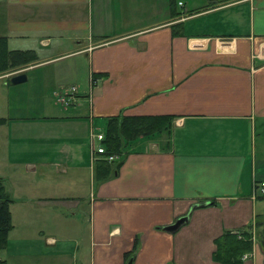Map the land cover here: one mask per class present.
I'll return each instance as SVG.
<instances>
[{"label": "crops", "instance_id": "1", "mask_svg": "<svg viewBox=\"0 0 264 264\" xmlns=\"http://www.w3.org/2000/svg\"><path fill=\"white\" fill-rule=\"evenodd\" d=\"M0 37L35 55L0 73L4 85L64 59L88 77L28 134L0 115L3 160L28 177L15 187V170L0 172L9 231L18 205L22 235L49 248L37 264H220L211 255L225 231L250 237L239 264H264V196L253 195L264 181V0H0ZM124 115L172 118L111 160L91 152L90 134Z\"/></svg>", "mask_w": 264, "mask_h": 264}, {"label": "rangeland", "instance_id": "2", "mask_svg": "<svg viewBox=\"0 0 264 264\" xmlns=\"http://www.w3.org/2000/svg\"><path fill=\"white\" fill-rule=\"evenodd\" d=\"M74 60L64 59L43 65L40 67L39 72H37L39 74L37 80L29 75L26 81L14 86L3 84V81L6 82L8 77L5 78L4 76L3 78H0V115H7V117L11 119L4 120V122L8 124L10 123L8 129L11 131L12 135L15 134V136H17L23 135V133L28 134L32 132V128L36 124L29 123L28 120H35V122H37L42 115H56L57 113H60L63 109L59 104L66 106L64 102L67 101V95H69V98L74 96L75 88L70 87V83L79 87L77 91H85L88 89V77L87 72L84 69L85 64L82 65L80 64L81 62H79V65L76 67L77 70L70 74L66 72V68H69ZM22 67L13 69L12 71L22 69ZM41 72L44 73L43 76L41 75ZM51 72L61 73L62 75L53 76L51 75ZM59 86L61 87L58 88ZM70 107L71 106L69 105L64 109ZM17 143L18 142L16 141H10L8 154L7 151H5L4 155H9V157L12 158V155L17 154L14 150V145H17ZM3 159L6 160V158H3V148L0 143V172H2L3 175H10V171L15 170L13 176L7 180L11 183V186L16 187L19 181V175L24 174L19 173L18 171L20 169L22 172V166L17 165V168H12V166L8 165L7 162L5 163ZM24 175L25 180L28 181V177L26 174ZM1 179L2 178L0 177V180ZM17 207L18 205L13 206L11 222L15 226L13 230L9 231L7 234L5 248L0 250V259L4 264H37V259L39 257L35 254L37 253L35 251L40 248L46 252L49 248L41 243L42 238L40 236L22 235V231L20 232L18 225V223L21 222H19ZM43 218L44 217L41 218L42 222L45 223ZM37 222L38 220H35V223ZM22 240H27V248H32L27 250V253L30 254H25L23 252V254L20 255L22 253L20 250Z\"/></svg>", "mask_w": 264, "mask_h": 264}, {"label": "trees", "instance_id": "3", "mask_svg": "<svg viewBox=\"0 0 264 264\" xmlns=\"http://www.w3.org/2000/svg\"><path fill=\"white\" fill-rule=\"evenodd\" d=\"M35 55L29 50H8L5 38L0 37V73L11 71L33 62ZM91 75L90 82L95 79ZM10 84V82H9ZM170 115H124L111 116L106 120L102 144L105 154H117L126 141L139 136L161 132L169 127ZM105 161V160H104ZM100 163H104L102 160ZM107 174L108 170L105 169ZM12 202L0 181V250L6 245L8 231L11 228L9 204ZM212 259L220 264H239L242 254L251 250L250 237L247 234L223 232L214 239Z\"/></svg>", "mask_w": 264, "mask_h": 264}, {"label": "built area", "instance_id": "4", "mask_svg": "<svg viewBox=\"0 0 264 264\" xmlns=\"http://www.w3.org/2000/svg\"><path fill=\"white\" fill-rule=\"evenodd\" d=\"M180 4V3H178ZM69 95H67V101L64 102L65 105H68L71 103V100L73 101V98H69ZM102 139H103V134L102 133H91L90 134V142L91 145L93 144V142L95 141L96 144L94 145L93 149H91V152L95 153V154H99V155H103L105 159L107 160H111L113 158V155L111 154H105V148L104 145L102 144ZM253 195L254 196H264V181H256L253 184Z\"/></svg>", "mask_w": 264, "mask_h": 264}, {"label": "water", "instance_id": "5", "mask_svg": "<svg viewBox=\"0 0 264 264\" xmlns=\"http://www.w3.org/2000/svg\"><path fill=\"white\" fill-rule=\"evenodd\" d=\"M25 80V75L23 73L12 75L9 78L10 84H18ZM185 220L184 217L176 219L172 224L163 227L164 230L173 231L179 224H181Z\"/></svg>", "mask_w": 264, "mask_h": 264}]
</instances>
